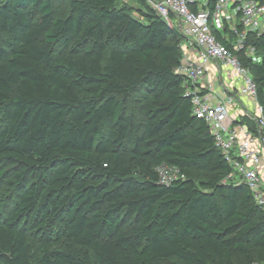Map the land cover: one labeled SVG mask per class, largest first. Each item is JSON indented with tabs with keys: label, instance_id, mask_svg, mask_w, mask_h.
<instances>
[{
	"label": "trees",
	"instance_id": "obj_1",
	"mask_svg": "<svg viewBox=\"0 0 264 264\" xmlns=\"http://www.w3.org/2000/svg\"><path fill=\"white\" fill-rule=\"evenodd\" d=\"M138 1L141 19L121 0H69L66 17L56 0H0V163L20 188L0 264H32L27 217L39 264H264V213L245 183H224L232 167L185 95L184 38ZM246 46L264 108V32ZM162 165L183 177L162 183Z\"/></svg>",
	"mask_w": 264,
	"mask_h": 264
},
{
	"label": "built area",
	"instance_id": "obj_2",
	"mask_svg": "<svg viewBox=\"0 0 264 264\" xmlns=\"http://www.w3.org/2000/svg\"><path fill=\"white\" fill-rule=\"evenodd\" d=\"M147 1L162 19L179 29L192 49L188 53L183 48L177 71L184 77L194 116L206 122L216 147L232 167L224 183H245L264 213V108L258 101L257 84L238 56L246 50L247 56L257 59L255 48H247L246 38L248 33L264 32V1L217 0L212 9L208 0ZM230 33L235 41L230 40ZM243 119L253 121L256 130L242 123ZM165 166L158 167L162 183L183 177L176 167L171 166L174 175Z\"/></svg>",
	"mask_w": 264,
	"mask_h": 264
},
{
	"label": "rangeland",
	"instance_id": "obj_3",
	"mask_svg": "<svg viewBox=\"0 0 264 264\" xmlns=\"http://www.w3.org/2000/svg\"><path fill=\"white\" fill-rule=\"evenodd\" d=\"M148 2V1H147ZM128 5L132 7V15L138 19H141V15L139 11H147L148 8L139 2L138 0H130ZM148 5L151 6V3L148 2ZM69 14V0H56L55 2V15L57 17H66ZM175 24H178L175 21ZM4 43L8 50H12V48L17 43L16 39L11 37L10 35H4ZM185 40L183 41V44ZM57 52L63 53L64 49L62 45L57 46ZM184 57V56H183ZM137 101L135 100V105L140 107L142 96L138 94L136 96ZM131 105V102H128V106ZM5 122V118L3 114L0 112V124ZM166 169H169L171 174L175 175V170L171 168L170 165L165 166ZM0 170H5V175L0 179V219L3 218L7 211L14 206L20 195V188L12 184V181L15 180L14 173L16 169L7 164L5 161L0 163ZM197 177L204 178L206 172L203 170H194L193 172ZM30 179L29 184L34 180ZM27 233L28 242L31 250V259L32 264H39L41 252H40V237L42 232L38 229H35L33 220H29V217L23 219L20 224Z\"/></svg>",
	"mask_w": 264,
	"mask_h": 264
},
{
	"label": "crops",
	"instance_id": "obj_4",
	"mask_svg": "<svg viewBox=\"0 0 264 264\" xmlns=\"http://www.w3.org/2000/svg\"><path fill=\"white\" fill-rule=\"evenodd\" d=\"M183 48L184 49L187 48L188 53L189 52H192V49L191 48H188V46L186 45V43L183 44ZM219 90H220V88H219ZM220 92L222 93V90Z\"/></svg>",
	"mask_w": 264,
	"mask_h": 264
}]
</instances>
